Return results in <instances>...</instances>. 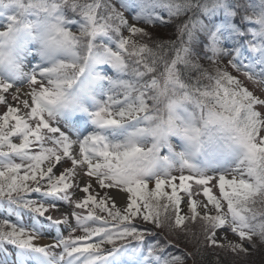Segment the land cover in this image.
I'll return each instance as SVG.
<instances>
[{
  "label": "snow or ice",
  "instance_id": "6c2138e0",
  "mask_svg": "<svg viewBox=\"0 0 264 264\" xmlns=\"http://www.w3.org/2000/svg\"><path fill=\"white\" fill-rule=\"evenodd\" d=\"M174 2L177 6L204 5L211 17L213 4L221 0ZM61 3L81 9L86 24L80 34L87 39L113 31L119 40V51L110 53L113 62L141 81L130 83L119 97L110 99V105L119 107L99 108L95 117L102 125H117L126 118L157 119V97L152 93L161 86L157 73L162 69L165 92L183 90V101L199 108L204 126L216 127L239 148L237 162L230 171L203 173L185 161L183 168L156 174L153 168L137 163L152 148L146 150L131 141L109 146L99 135L73 142L51 124L45 105L56 103L52 98L59 93L53 88L60 89L64 83L54 79L59 75L58 67L50 70L52 79L33 75L26 86L0 81V157H19L0 167V197L25 194L30 199L27 194L45 191L64 196L68 210L57 223L73 229L61 244L45 245L38 243L29 229L5 220L0 236L45 255H50V247L62 246L60 259L91 256L104 244L136 239L141 245L139 254L117 264H186L184 256L166 253L171 237L178 233L195 235V255L201 262L211 256L208 264H222V254L247 256L258 242L264 244V91H259L264 89V71L241 70L231 56L224 63L207 52L205 68L199 57L185 51L190 47L187 40L179 49L164 44L155 37L156 23L123 16L119 0ZM58 6L53 4V8ZM260 22L264 23V18ZM64 35L72 43L79 38L68 30ZM229 67L242 73L245 80L233 75ZM246 80L253 82L256 90H249ZM173 114L170 105L168 128L152 130L157 140L166 138L171 130ZM192 131L197 135L187 138L199 145L202 133L200 129ZM36 207L49 219L57 210L56 204L37 203ZM64 215L68 216L67 224ZM193 222L198 224L195 233L190 227ZM157 229L166 230L165 241L149 242L148 237L156 236Z\"/></svg>",
  "mask_w": 264,
  "mask_h": 264
},
{
  "label": "rangeland",
  "instance_id": "374dc122",
  "mask_svg": "<svg viewBox=\"0 0 264 264\" xmlns=\"http://www.w3.org/2000/svg\"><path fill=\"white\" fill-rule=\"evenodd\" d=\"M1 2V1H0ZM14 6V3H9ZM7 4V7L11 8L12 6ZM119 6L121 14L130 19L143 20L147 23H151L148 20V15L143 17V15H138V8L141 6L140 2H131L130 0H119ZM0 8L1 5H0ZM14 7L12 8V10ZM171 13V12H170ZM7 12H1L0 10V29L3 26L4 30L10 25H7L6 20ZM174 18L166 16L164 18L165 25L157 24L163 29H166V32H169L170 35L176 33L184 25L183 19L173 21ZM148 20V21H147ZM7 25V26H6ZM30 24L28 30L24 31L21 36V42L17 47V56L12 65L16 66V75L6 74L5 69L9 68L7 64H0V81L7 82L14 80L17 76L22 75L26 82L24 85H28L31 81L33 75L37 77H42L45 80L53 78L51 69H53L56 64L59 62H70L71 55L73 53L71 50H58V49H45L38 42L36 36L39 34L34 33L35 25L31 26ZM81 23L77 19L73 22L72 30L80 31ZM185 27V25H184ZM71 30V31H72ZM221 31V30H220ZM216 33V35H210L208 38L213 43V50L216 51L214 55L218 56L223 60L224 63H227V59L231 56V59L235 62L236 66H239L241 70L252 69L257 74L261 71H264V58H261L259 61H255L260 54L262 48H256V50H251L246 47L234 48L235 43L229 37L226 30ZM1 32V31H0ZM3 32V31H2ZM127 34V33H125ZM36 35V36H35ZM102 40L108 46H110L115 51H119V40L118 38L108 36L107 34H101ZM219 37V39H217ZM2 39V38H0ZM160 41H163L166 38H157ZM6 45V48H10L9 44L0 42V50L3 48V45ZM196 44V43H193ZM234 45V46H233ZM39 46V47H38ZM199 49L196 51L201 55L200 51L208 53L211 49L209 45H199L196 44ZM113 52L108 50V54L99 56L98 58H93L91 65L89 66L87 76L84 81H81L79 84L80 91L75 94V99L73 101H58L53 104H46L45 108L49 113L48 119L51 124L61 130L64 135H67L73 142H83L88 137L92 135H99L104 137L103 143H107L109 146L115 144L124 145L128 142L130 138H136L137 140H143V136L137 135L141 129L146 128L151 122L146 120L143 117L134 118V119H123L121 123L117 125H102L97 118L95 113L102 106H113L119 107V105H110V99L112 97H119L122 92H125L128 89V85L131 83L129 78L124 77L123 67L116 65L110 53ZM252 55L254 63L250 65L248 58ZM211 56V55H209ZM264 57V55H262ZM24 57L28 58L27 62H32L33 70L32 75L30 71L23 73V63H25ZM243 58V60L240 59ZM77 59V57H75ZM238 58L240 61H236ZM91 60V59H90ZM4 65H7L5 67ZM233 75L238 76L240 79L245 80V77L242 73H237L235 70L229 67L228 69ZM249 90H256V85L251 81H245ZM259 91H264V89H259ZM176 114L180 117L181 123H194L192 121V116L188 112L187 115L180 111L179 107L176 108ZM218 131H213L210 133V139L203 140L199 145L189 144L186 138L177 133H171L173 139L176 140V144L179 147V151L175 150L171 144L169 149L161 154L162 158L159 159L154 172L156 174H164L165 172L174 171L176 169L183 168L185 166V161L193 166L196 170H199L203 173H215L220 171H230L232 167L237 162V156L239 154V148L232 144L231 147L227 145V137L221 134H217ZM162 141H157L155 137H152V144L149 148H155L159 153L161 149ZM155 145V147H153ZM16 158H7L0 159V164L6 162H12ZM194 159H197L195 162ZM2 166V165H0ZM46 195V194H44ZM32 196V195H30ZM61 202L67 204V198L58 196ZM31 198H34L32 196ZM47 199L46 197H42ZM39 204L42 202L38 201ZM54 204V203H53ZM57 210L51 212V217L53 219L44 218V220L34 217V214H31L29 220L24 221L23 210L20 207V204L17 201H8L6 203L0 202V213L3 215L13 218L19 222L22 226L28 228L36 237L37 242L40 244L51 245L52 243L61 244V241L68 239L73 231L72 228H63L57 224V219L61 218V215L65 212H62L61 208L57 203ZM44 215V214H43ZM46 215V214H45ZM17 216V217H14ZM67 215L63 216L65 219ZM37 219V220H36ZM4 222V221H3ZM4 224V223H1ZM17 224V222H16ZM18 225V224H17ZM19 226V225H18ZM20 227V226H19ZM55 236V237H54ZM44 238H54L49 244L43 243ZM233 239H235L233 237ZM1 242V241H0ZM0 251L2 253L3 259L0 261H5V264H16L15 260L19 264H117V261L121 260L119 255H112L109 257L102 258H92V256H74L68 257L64 256L63 259H60L63 248L55 247L49 248L50 255H45L40 252H36L28 249H17L14 247L13 252H6L4 248L1 247ZM17 252V253H16ZM31 255H27V253ZM29 256V257H28ZM58 260V263H55ZM147 259V258H146ZM1 264V263H0Z\"/></svg>",
  "mask_w": 264,
  "mask_h": 264
},
{
  "label": "trees",
  "instance_id": "16d2710c",
  "mask_svg": "<svg viewBox=\"0 0 264 264\" xmlns=\"http://www.w3.org/2000/svg\"><path fill=\"white\" fill-rule=\"evenodd\" d=\"M18 1L21 4V9L16 15V25L20 26L23 24L22 17L25 7L36 8V3H38L39 0ZM41 1H45L48 4L52 5H59L57 8L65 12V14H63L64 19L66 17L69 20L77 19L78 21H80V31H73L69 26H61L60 24H58L59 27L63 30H72L71 32L78 37L77 34L81 32L86 24V20L81 14L80 8H73L68 4H63L61 3V0ZM213 8L215 9L214 15L209 17L207 15L208 9L204 5H201V7L197 8L196 5H190L189 3H185L183 4V6H177L174 0H142L141 6L138 8V11L141 14L144 13L145 16L148 15V20H150L151 23L161 25H165L164 18L166 16L174 18V22L179 19H183L185 27L183 25L182 28H180L173 35H170L169 32H166V29H163L161 26L157 25L154 30L155 37L166 38L163 40V43L166 45L171 43V45H173L177 49L185 47V40H187L190 47H185V51H190L193 56L199 57V63L204 65L205 68L208 67V59L204 58L207 51H200L201 55H199V53L196 51L197 49H199V47H197L196 44H204L205 46L212 45L211 49L208 50L209 53H207L209 55H214L213 43L208 38L210 37V35L216 34L218 25H222L223 27L228 28V33L230 34L229 36L232 35L234 37L236 46H239L242 43L252 46L260 44L264 48V23L260 22V20L264 18V0H221L219 4H213ZM16 25H14V27H16ZM185 28H187L186 37ZM101 34L103 33L97 34L92 39H87L86 54L88 55V59L93 55V53L105 49L106 46L102 40ZM104 34H107L109 36L112 35V37L117 38V35L113 31H108ZM80 49V38H78L77 42L73 43L70 48L73 53H76L77 60H80ZM169 55H171V52L169 53ZM262 57V55L258 56L255 61L260 60ZM249 63H254V61H252V58L249 59ZM123 69L124 75L127 78L131 79L133 84H138L141 82L130 71L126 70L124 67ZM182 104H187L188 106L192 107L196 112L197 119L199 108L191 101H184ZM207 135H205L204 138H206ZM1 198L3 197H0V199ZM3 199L11 201L14 200L20 204H25L26 201H28V199L25 198V194H21L18 197ZM37 211L41 212L38 209ZM3 221H5V219L0 218V227L4 226V224H1L4 223ZM10 222L16 225L14 222ZM190 227L192 228L193 233H195L198 229V224L196 222H193ZM155 231L157 232V235L148 237L149 242H154L156 239H160L162 242H164L166 237L168 236L166 230L157 229ZM2 238L9 237L0 236V239ZM171 239L172 243L167 246L166 253L184 256L186 264H208V261L212 259V257L209 256L205 259V261L201 262L200 257L198 255H195L196 237L193 234L178 233L177 235L172 236ZM118 244L138 246L139 243L136 239L126 238L125 240L118 241L113 245ZM153 247H155V245H153ZM189 253H192L193 255H188ZM220 259L222 261V264H264V244H260L258 242V247L254 250H251L247 256L242 254L239 257H235L233 255L222 254L220 256Z\"/></svg>",
  "mask_w": 264,
  "mask_h": 264
},
{
  "label": "clouds",
  "instance_id": "9594fccd",
  "mask_svg": "<svg viewBox=\"0 0 264 264\" xmlns=\"http://www.w3.org/2000/svg\"><path fill=\"white\" fill-rule=\"evenodd\" d=\"M0 31H4V29H0ZM80 38V60H77L76 53H70L71 60L70 62H59L56 64L55 67H58L60 69L59 75L57 77H54V79H59L61 81H64L62 87L60 89L53 88V91H58V96L53 97L52 99L55 102L58 101H73L75 99V94L69 93V88L76 82L77 78L80 76V69L85 67V62L88 61V55L87 53V37L81 35L80 33L77 34ZM42 44L45 49H58V50H70L71 45L73 44L70 42L64 35V30L59 27V25L53 23H50L44 32V37L42 40ZM17 56V52L13 48H6L3 50H0V64H7L14 60ZM95 56V53H93V57ZM69 64H74L75 67H67ZM157 75L160 79V87L155 89L153 91V95L157 97V105H156V112H157V119L151 121V123L145 128L148 129L147 131H140L137 133L139 136H143V140H137L136 138H130L128 140L131 142H134L136 144L141 145L144 149H149L150 145L152 144V137L153 133L152 130L157 128V126H163L165 129L168 128V121H169V107L170 105L173 107V117H172V127L171 130L166 135V138L157 140L159 141H168L171 146L179 151V147L176 144V140L173 139L171 133H179L180 135L184 136L189 144L195 145L193 142H191L187 137L190 136H196L197 133L192 131L193 129H200L201 135L199 139L201 140L205 135L209 134L210 132L217 131L216 127L204 126V121L199 113L197 116L196 123H181L180 117L176 114V108L181 105L184 101L182 99L183 97V90L177 89L173 93L171 90L165 92L163 84L165 81V76L162 72V70L158 71ZM199 125V126H198ZM189 129V132L185 134L184 129ZM127 142V143H128ZM126 143V144H127ZM166 150L164 148L160 149V152L158 153L154 148L150 153H146L145 155H142L137 163L144 167H151L153 169L156 168L157 164L159 163V157L161 154H163Z\"/></svg>",
  "mask_w": 264,
  "mask_h": 264
},
{
  "label": "bare ground",
  "instance_id": "6f19581e",
  "mask_svg": "<svg viewBox=\"0 0 264 264\" xmlns=\"http://www.w3.org/2000/svg\"><path fill=\"white\" fill-rule=\"evenodd\" d=\"M27 60H28V58H26V64H27V66H26V64H25V66H24V70L25 71H27L28 72V70L29 71H31V69H32V67H28V64L29 63H27ZM29 68V69H28ZM19 83H15L14 85H21L22 83H24V79L23 78H20V80L18 81ZM58 203H59V207L61 208V210H62V212H66L68 209H67V206L63 203V202H61V201H58ZM68 223V220L66 221V224ZM52 241H54V238H44V240H43V243H46V244H48V243H50V242H52ZM27 255H31L32 256V254L31 253H27ZM37 264H40V263H37Z\"/></svg>",
  "mask_w": 264,
  "mask_h": 264
}]
</instances>
